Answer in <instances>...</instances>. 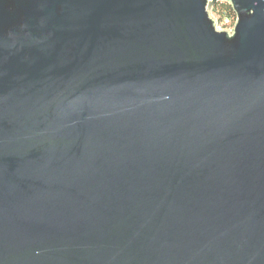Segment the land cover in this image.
Instances as JSON below:
<instances>
[{
    "label": "water",
    "instance_id": "obj_1",
    "mask_svg": "<svg viewBox=\"0 0 264 264\" xmlns=\"http://www.w3.org/2000/svg\"><path fill=\"white\" fill-rule=\"evenodd\" d=\"M0 264H264V0H0Z\"/></svg>",
    "mask_w": 264,
    "mask_h": 264
},
{
    "label": "trees",
    "instance_id": "obj_2",
    "mask_svg": "<svg viewBox=\"0 0 264 264\" xmlns=\"http://www.w3.org/2000/svg\"><path fill=\"white\" fill-rule=\"evenodd\" d=\"M213 12L218 16L219 21L225 24L226 20L231 21L233 25L237 20V15L231 4L225 1H218L212 8Z\"/></svg>",
    "mask_w": 264,
    "mask_h": 264
},
{
    "label": "rangeland",
    "instance_id": "obj_3",
    "mask_svg": "<svg viewBox=\"0 0 264 264\" xmlns=\"http://www.w3.org/2000/svg\"><path fill=\"white\" fill-rule=\"evenodd\" d=\"M211 16L213 17V19H215L216 21V26H217V29L219 30H225V31H230L234 28L235 26V23L233 25H230L231 24V21L229 22H225V24L221 23L219 21V18L218 16L213 12V10L211 9Z\"/></svg>",
    "mask_w": 264,
    "mask_h": 264
},
{
    "label": "built area",
    "instance_id": "obj_4",
    "mask_svg": "<svg viewBox=\"0 0 264 264\" xmlns=\"http://www.w3.org/2000/svg\"><path fill=\"white\" fill-rule=\"evenodd\" d=\"M226 22H229V19L228 20H226ZM231 25V24H230Z\"/></svg>",
    "mask_w": 264,
    "mask_h": 264
}]
</instances>
